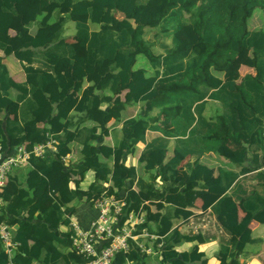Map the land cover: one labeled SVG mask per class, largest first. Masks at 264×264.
Here are the masks:
<instances>
[{"label":"trees","instance_id":"16d2710c","mask_svg":"<svg viewBox=\"0 0 264 264\" xmlns=\"http://www.w3.org/2000/svg\"><path fill=\"white\" fill-rule=\"evenodd\" d=\"M255 10L264 14V0H0V145L23 144L31 151L54 141L53 150L31 154L20 174L8 178L15 190L7 186L1 195L0 222L12 227L19 246L9 259L0 242V264H84L71 247L73 232L62 233L59 226L69 225L76 208L93 206L104 191L125 199L121 223L130 213H144L133 235L158 237L157 264H207L200 236L173 225L192 215L186 209L196 196H219L210 213L220 218L228 240L216 259L240 264L252 241L250 223L264 224V192L241 200L242 221L230 193L240 176L264 167V27L249 28ZM69 23L76 42L67 44ZM33 28V36L14 48L13 39ZM141 56L145 67L137 66ZM7 57L33 82H14ZM238 65L246 72L232 76ZM135 108L136 115L122 122ZM148 131L160 136L146 142ZM141 143L138 164L156 173L149 181L124 163ZM222 147L232 153L224 158L227 166L200 162L207 154L223 157ZM74 149L77 160L69 163ZM88 172L96 181L82 191ZM151 205L159 211L152 213ZM140 242L128 240V251L116 253L112 264H149ZM187 242L197 244L176 250Z\"/></svg>","mask_w":264,"mask_h":264},{"label":"crops","instance_id":"0c3cea01","mask_svg":"<svg viewBox=\"0 0 264 264\" xmlns=\"http://www.w3.org/2000/svg\"><path fill=\"white\" fill-rule=\"evenodd\" d=\"M116 17L119 19L121 18L120 14H117ZM18 28H19V20L15 19L12 32L17 33ZM34 31L35 29L33 28L27 34L23 35L22 38H14L13 39L14 48H18L23 43H25V41H28L33 36ZM151 35H152V30H147L146 38L150 39ZM64 36L66 38L67 44L76 42V39L74 38L73 24L69 23L66 25ZM157 51L159 50L157 49ZM0 57H2L1 53H0ZM3 62L6 65L7 70L10 76L12 77V79L14 80V82H16L17 84H22L24 82H27V83L33 82L34 79L26 80L25 73L21 67V64L17 60L13 59L12 57H7L3 59ZM145 66L146 65H144L143 67ZM242 69L244 70V72L240 75V77L246 72V69L244 67H242ZM224 77L225 78L229 77V73H226ZM16 94H17L16 91L14 90L11 91V96L13 98L16 96ZM74 98L78 100L79 99L78 94L74 93ZM136 112H137V108L128 110L127 113H124L122 117L123 118L122 122L130 117H134L136 115ZM47 113L48 112L45 111L43 115L41 116V118L46 117ZM88 125L90 124L88 123ZM112 127L113 126H110V129ZM120 128H121V123L116 124L114 130L119 131ZM158 136H160L159 132L148 131L146 133V142ZM106 141L108 142L110 140L105 139V142ZM143 148H144V143L139 144L136 152L133 155H128L124 157V163L127 166L134 167L136 169L137 176L143 177L145 181H149L151 176H154L156 173L155 171L146 173L144 172L142 166L138 164V158ZM221 150H222L223 157H219L214 154H207L203 156L202 158H200V162L203 164L209 165L211 167H214L215 169L218 167L227 166L228 164H227L226 159H229L232 156V153L226 147H222ZM77 151H78L77 149H74L73 150L74 153L72 152L70 155H68L66 161L69 163H74V160L75 161L77 160L76 159L78 156ZM121 157H122V152H119L116 158L114 159V162L112 161V165L114 167L118 166ZM191 161H193V158L190 157L188 158V161L185 160L181 164V166L179 167L178 176H180L182 171L185 169L186 163L191 162ZM25 165L26 164H24L23 166ZM23 166L10 170V172L8 173V178L15 174H20L21 168ZM246 166H251V167L253 166V163L251 162L250 159H248ZM259 173H263L264 175V167H261L258 170H255V171H252L250 173L240 176L237 179L236 184L230 189V193L234 196L236 208L238 211L239 221H242L246 217L243 211V208H242V201H241L243 200L245 195L249 194L251 191L258 192L259 194L264 192V187H262V185H264V179L258 176ZM215 174L217 173L215 172ZM95 181H96L95 174L93 172H88L85 175V178L80 185V189L82 191H86L87 188L90 186V184L94 183ZM83 182H85V184H83ZM7 186H8L9 191L12 192L13 190H15L14 184L11 183L9 179H8ZM155 187L158 189L161 188V182H160L159 177H156L155 179ZM138 196L146 202V196L144 194L138 193ZM218 197L219 196L214 195V194H200L196 196L194 206L192 208L186 209L192 212V215L186 219L175 221V224L173 225V228H177L180 233H185V234H188L189 236H193V235L200 236L202 240H201V243H199L198 245L199 251L204 253L207 259V264H218V261L216 259V254L218 252V249L220 248V245L226 243V241L228 240V235L222 229V223H221L220 218L210 213V206L216 202ZM237 198H239L240 200H238ZM150 209L152 213H156L159 211L156 205H151ZM94 218H88L83 223H78V222L73 221L72 217L70 216L69 221L75 222L76 224H79L82 227L84 226L86 227L87 223L93 220ZM249 227L251 230L252 241L246 245L244 249V253H242L239 256V262L240 264H264V224H259L255 221H252ZM59 231L62 233H65L67 231H72V230L69 225L67 226L60 225ZM145 232L147 233V231ZM155 237L156 239L158 238L157 236ZM156 239L155 238L150 239L149 237H144V236L139 238V240L142 243H144L147 247H151L152 249V253L148 254L149 264H157L158 261L160 260V254L156 252L153 247V243ZM39 244H42V243H39ZM196 244L197 242H193V243L187 242L181 245L180 247L176 248V250L178 252L188 251L192 246ZM13 252L11 256L7 255L9 259L12 257ZM213 257H215L216 261L214 263H210L211 261L209 259H212ZM33 264H38V263L36 262Z\"/></svg>","mask_w":264,"mask_h":264},{"label":"built area","instance_id":"2783aa9c","mask_svg":"<svg viewBox=\"0 0 264 264\" xmlns=\"http://www.w3.org/2000/svg\"><path fill=\"white\" fill-rule=\"evenodd\" d=\"M53 145L54 141L50 140L45 144L35 145L31 151L26 150L23 144L8 146L6 149L0 145V209L4 204L1 195L7 187L10 170L27 164L31 154L42 157L44 150H53ZM93 206L97 209V216L88 222L86 227L69 221L73 232L71 247L86 260L84 264H112L116 253L128 251V240L136 241L142 236L156 239L146 232L133 235L135 228L144 222L143 213H130L123 223L120 222L123 208L126 206L124 198L107 195L104 191ZM0 242L8 256L19 246L12 240V227L3 222H0ZM157 247L160 248V244ZM139 248L145 254L152 253L151 247L142 242L139 243Z\"/></svg>","mask_w":264,"mask_h":264},{"label":"rangeland","instance_id":"374dc122","mask_svg":"<svg viewBox=\"0 0 264 264\" xmlns=\"http://www.w3.org/2000/svg\"><path fill=\"white\" fill-rule=\"evenodd\" d=\"M264 27V14L260 10H255L253 13L252 18L249 20V28L251 30H257ZM146 65L145 58L143 56L139 57L137 66L142 67ZM243 66L238 65V68L233 69L231 75L235 76L236 74L240 76L244 70L242 69ZM85 184V182H83ZM97 215V209L94 206H90L88 204H82L80 207L74 210V213L71 214L73 221L78 223H83L88 218H94ZM209 255V254H208ZM211 262L214 263L216 261L215 257L209 259Z\"/></svg>","mask_w":264,"mask_h":264}]
</instances>
